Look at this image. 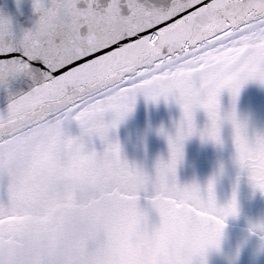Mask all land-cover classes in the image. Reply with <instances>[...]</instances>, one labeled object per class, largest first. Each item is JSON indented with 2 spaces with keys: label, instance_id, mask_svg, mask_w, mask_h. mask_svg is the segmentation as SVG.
Returning a JSON list of instances; mask_svg holds the SVG:
<instances>
[{
  "label": "snow or ice",
  "instance_id": "1",
  "mask_svg": "<svg viewBox=\"0 0 264 264\" xmlns=\"http://www.w3.org/2000/svg\"><path fill=\"white\" fill-rule=\"evenodd\" d=\"M79 3L34 0L39 19L19 36L0 18V83L23 76L34 85L0 112V264H158L104 256L99 229L113 217L130 238L157 220L161 231L177 221L190 226L188 252L164 264H208L227 219L240 213L236 190L220 204L216 182L223 165L206 187L181 183L178 166L188 138L199 134L223 145L222 127L230 122L235 162L264 194V131L250 132L235 106L248 81L264 85V54L257 52L264 50V0H172L168 8L126 0L129 15H122V0L104 8L95 7L97 0H87L86 8ZM225 89L233 106L222 113ZM141 94L150 102L174 100L182 112L174 135L159 129L170 155L158 158L153 171L124 158L113 138ZM200 109L209 119L203 128L195 119ZM37 144L60 160L64 145L74 146L63 163L72 191L62 199L37 178L34 161L18 163ZM58 215L79 239L41 251L37 237ZM249 231L264 251V220Z\"/></svg>",
  "mask_w": 264,
  "mask_h": 264
},
{
  "label": "flooded vegetation",
  "instance_id": "2",
  "mask_svg": "<svg viewBox=\"0 0 264 264\" xmlns=\"http://www.w3.org/2000/svg\"><path fill=\"white\" fill-rule=\"evenodd\" d=\"M220 105L222 113L232 110L233 99L227 89L221 93ZM235 106L239 118L248 122L250 132L264 131V85L258 81H248L242 87ZM181 114V108L174 100L166 102L161 98L156 103L139 95L134 111L113 133V138H118L122 145V156L131 163L153 171L158 158L167 160L170 155L167 137L160 134L159 129L163 127L174 135ZM195 119L199 128L209 123L202 109L196 112ZM71 132L74 135L79 133L75 123L71 126ZM222 139L223 145H217L211 140H202L196 134L185 141L184 159L178 166L180 182L197 180L202 187H206L209 178L217 174L223 165V174L218 176L216 182L218 203H227L235 188L240 208L238 216L227 219L225 230L235 237L246 236L247 239L260 241L259 236L249 229L252 224L264 220V194L253 188L247 175L241 173L235 162L233 127L230 122H225L222 127ZM96 147L102 150L103 145L97 140Z\"/></svg>",
  "mask_w": 264,
  "mask_h": 264
},
{
  "label": "clouds",
  "instance_id": "3",
  "mask_svg": "<svg viewBox=\"0 0 264 264\" xmlns=\"http://www.w3.org/2000/svg\"><path fill=\"white\" fill-rule=\"evenodd\" d=\"M258 54H264V50H257ZM74 146L65 144L62 149L63 160L53 157L43 144H37L29 154H21L18 163L25 165L36 164L37 178L45 181L53 188L57 198H63L72 191V183L64 175L63 163H65ZM99 231L103 233L98 246L103 254L110 260H155L158 264H164L173 255L183 251L188 252L187 241L190 238L191 227L176 222L166 231H161L157 220L152 229L140 230L135 237L130 238L118 226V218L113 217V222L101 226ZM79 239V233L63 223L59 215L49 221L45 230L37 237L41 251L56 246H72ZM180 244L185 247L181 249Z\"/></svg>",
  "mask_w": 264,
  "mask_h": 264
},
{
  "label": "water",
  "instance_id": "4",
  "mask_svg": "<svg viewBox=\"0 0 264 264\" xmlns=\"http://www.w3.org/2000/svg\"><path fill=\"white\" fill-rule=\"evenodd\" d=\"M148 7L168 8L172 0H140ZM110 0H97L95 7L104 8ZM34 0H0V18L12 22L17 35H22L27 29L35 26L39 14L34 9ZM87 0H80L78 7L86 8ZM122 15H129L130 9L126 0H122ZM33 81L27 77L17 76L7 83H0V112L6 113L12 99L27 93L33 87ZM145 199L141 204H145ZM154 219L158 214L152 213ZM261 241L247 239L245 236L235 237L224 229V235L219 250L213 248L207 253L208 264H264V251H260Z\"/></svg>",
  "mask_w": 264,
  "mask_h": 264
}]
</instances>
